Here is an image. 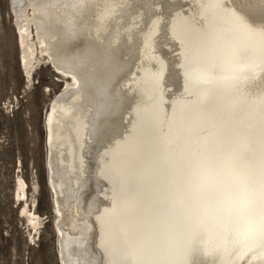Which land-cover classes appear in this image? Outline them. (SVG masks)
I'll return each mask as SVG.
<instances>
[{"label": "bare ground", "instance_id": "obj_1", "mask_svg": "<svg viewBox=\"0 0 264 264\" xmlns=\"http://www.w3.org/2000/svg\"><path fill=\"white\" fill-rule=\"evenodd\" d=\"M10 6L28 79L40 55L69 80L44 122L59 264H264L261 0Z\"/></svg>", "mask_w": 264, "mask_h": 264}, {"label": "rangeland", "instance_id": "obj_2", "mask_svg": "<svg viewBox=\"0 0 264 264\" xmlns=\"http://www.w3.org/2000/svg\"><path fill=\"white\" fill-rule=\"evenodd\" d=\"M10 8V0H0V264H59L44 122L52 99L69 80L40 55L34 56L28 79ZM31 13L27 3L25 15L39 54ZM17 176L28 184V207L40 216L38 231L19 215Z\"/></svg>", "mask_w": 264, "mask_h": 264}, {"label": "snow or ice", "instance_id": "obj_3", "mask_svg": "<svg viewBox=\"0 0 264 264\" xmlns=\"http://www.w3.org/2000/svg\"><path fill=\"white\" fill-rule=\"evenodd\" d=\"M261 8H262V19H261L260 32L261 34H264V0H261ZM245 28L248 29L249 31H254V29H252L250 25L245 24ZM260 244H261L262 252H264V226H262L260 232Z\"/></svg>", "mask_w": 264, "mask_h": 264}, {"label": "water", "instance_id": "obj_4", "mask_svg": "<svg viewBox=\"0 0 264 264\" xmlns=\"http://www.w3.org/2000/svg\"><path fill=\"white\" fill-rule=\"evenodd\" d=\"M158 160H159V158H157V162H158ZM155 161V162H156ZM165 165V164H164ZM167 165H168V167H169V169L167 168V166H165L169 171H168V173L167 174H165V177L168 175L169 177H167V178H165L164 179V183H166V182H173V180H174V178H175V175H176V171L173 173V174H171L172 173V169H173V167L171 166V163L169 162V163H167ZM152 208V210H153V208H155V207H151ZM54 228H55V231H56V234H58L57 233V229H56V225H55V223H54ZM138 230L137 231H135V233L137 234V236H138ZM58 236V235H57ZM120 253L121 252H119V255H120ZM59 254V253H58ZM136 260H137V257H136ZM131 261H132V258H131ZM138 263H139V261H138Z\"/></svg>", "mask_w": 264, "mask_h": 264}]
</instances>
